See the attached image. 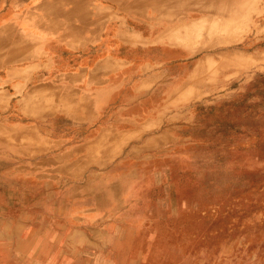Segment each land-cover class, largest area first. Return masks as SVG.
I'll list each match as a JSON object with an SVG mask.
<instances>
[{"label": "rangeland", "instance_id": "374dc122", "mask_svg": "<svg viewBox=\"0 0 264 264\" xmlns=\"http://www.w3.org/2000/svg\"><path fill=\"white\" fill-rule=\"evenodd\" d=\"M0 35V264H264V0H0Z\"/></svg>", "mask_w": 264, "mask_h": 264}, {"label": "bare ground", "instance_id": "6f19581e", "mask_svg": "<svg viewBox=\"0 0 264 264\" xmlns=\"http://www.w3.org/2000/svg\"><path fill=\"white\" fill-rule=\"evenodd\" d=\"M52 7H53V6H52ZM136 17H138V16H136ZM89 19H90V18H89ZM93 22H95V21H93ZM0 38H1L0 41H3V42H4V41L7 39V36H4V37H3V35H0ZM3 42H0V43H3ZM1 250H2V249H1ZM4 254H5V253H4ZM15 254H16V253H15ZM2 255H3V254H2ZM7 255H8V254H7ZM251 255H252V254H251ZM29 257H30V256H29ZM40 257H41V256H40ZM38 258H39V257H38ZM38 258H37V259H38ZM44 259H45V258H44ZM2 261H3V260H2ZM6 261H7V260H6ZM57 262H58V261H57ZM6 263H7V262H6Z\"/></svg>", "mask_w": 264, "mask_h": 264}]
</instances>
